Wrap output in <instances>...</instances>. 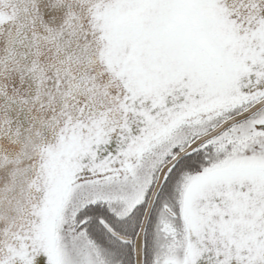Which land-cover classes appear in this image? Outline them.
I'll list each match as a JSON object with an SVG mask.
<instances>
[{
  "label": "water",
  "instance_id": "1",
  "mask_svg": "<svg viewBox=\"0 0 264 264\" xmlns=\"http://www.w3.org/2000/svg\"><path fill=\"white\" fill-rule=\"evenodd\" d=\"M264 94V0H0V264H57L77 181L122 174L178 126ZM196 138L167 171L254 113ZM182 264H264V168L228 166L183 192Z\"/></svg>",
  "mask_w": 264,
  "mask_h": 264
},
{
  "label": "flooded vegetation",
  "instance_id": "2",
  "mask_svg": "<svg viewBox=\"0 0 264 264\" xmlns=\"http://www.w3.org/2000/svg\"><path fill=\"white\" fill-rule=\"evenodd\" d=\"M262 99L264 94L248 100L239 99L232 106L179 124L140 155L127 172L83 179L71 185L57 219L59 222L67 206L73 203V196L87 188L98 194V198L91 200L77 199L75 220L65 215L70 221L68 229L76 231V241L67 244V248L76 253V264H135V239L160 167L196 138ZM157 147L159 149L155 150ZM158 158L159 168L150 187L153 172L148 183L144 164L148 159ZM202 160H205V165ZM200 163L202 165L198 168L191 169ZM238 164L264 168V105L183 154L167 171L161 186L166 189L155 198L150 212L151 226L148 228L147 222L143 231L142 264H148L149 258L155 262L153 264L184 262L186 229L182 214L183 192L198 175ZM59 229L57 223L55 240L61 235L58 236Z\"/></svg>",
  "mask_w": 264,
  "mask_h": 264
},
{
  "label": "rangeland",
  "instance_id": "3",
  "mask_svg": "<svg viewBox=\"0 0 264 264\" xmlns=\"http://www.w3.org/2000/svg\"><path fill=\"white\" fill-rule=\"evenodd\" d=\"M160 159H155V160H150L148 159L145 167L147 169V175L148 178L146 181H148V183H150V177H151V173L153 175V178H152V182L150 184V187H152V183L154 182V179H155V175H156V171L158 170L159 168V164H160ZM150 187H149V190H150ZM94 195V196H92ZM93 198H98V194H96L95 191H93V189L91 188H87L86 191H83L82 193H78L77 195L73 196L72 199H74V201H72L73 203L70 204V207L67 206V209H66V212H64V215H66L67 217H70L72 216V214H74V212L76 213V208H77V205H78V200L80 199H83V200H91ZM78 199V200H77ZM66 216L63 217L60 219V222L59 220L56 222V224L58 223V226H59V231H58V236L60 235V237L58 239H56V253H57V264H76V253L75 251L73 250H70L67 248V244H71V242L73 241H76L77 237H74L75 236V232L74 230H70L68 229L69 227V222L68 220L66 219ZM68 222V223H66ZM58 230V229H57ZM63 230V231H62ZM67 236H69V239L67 238ZM70 236H72V239ZM150 260L151 259H148V264H153L155 262H151L150 263Z\"/></svg>",
  "mask_w": 264,
  "mask_h": 264
},
{
  "label": "trees",
  "instance_id": "4",
  "mask_svg": "<svg viewBox=\"0 0 264 264\" xmlns=\"http://www.w3.org/2000/svg\"><path fill=\"white\" fill-rule=\"evenodd\" d=\"M159 147V146H158ZM156 148L155 150H158L159 148ZM161 148V147H160ZM175 150V148L172 150V151H174ZM154 151V150H153ZM199 159V158H198ZM202 163L205 165L206 164V162H205V160H202ZM202 163H200V164H197V165H193L192 167H191V169H196V168H198L199 167V165H202ZM164 189H166L165 188V186L163 187V188H161L160 189V191L158 192V194H157V196H156V198H158V196L161 194V192L162 191H164ZM166 192V191H165ZM168 192V191H167ZM74 214H75V212H74ZM74 214H72V216H71V220L73 219V220H75V218H74ZM62 216V215H61ZM63 217H65V215L63 214ZM150 222H151V215H150V218H149V220H148V228H150ZM149 259H151V258H149ZM151 262H153V260H150V263Z\"/></svg>",
  "mask_w": 264,
  "mask_h": 264
}]
</instances>
